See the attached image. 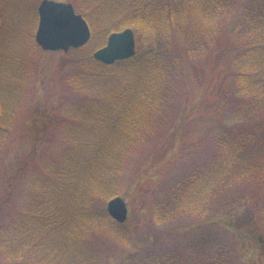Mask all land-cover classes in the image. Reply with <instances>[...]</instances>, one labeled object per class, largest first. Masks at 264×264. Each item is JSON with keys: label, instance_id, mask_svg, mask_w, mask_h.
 Here are the masks:
<instances>
[{"label": "trees", "instance_id": "16d2710c", "mask_svg": "<svg viewBox=\"0 0 264 264\" xmlns=\"http://www.w3.org/2000/svg\"><path fill=\"white\" fill-rule=\"evenodd\" d=\"M13 1L0 0V7L9 9ZM62 1L72 4L92 33L85 48L70 53L75 63L69 62L73 69L64 73L67 97L75 92L80 99L67 106L77 126L66 131L63 146L40 174L45 181L33 182L19 221L0 225V244H19L17 264H99L87 244H101L102 236L112 244H134L127 228L104 210L108 200L123 197L128 149L159 136L170 108L183 97L186 69L197 66L198 74L212 67L214 73L224 66L222 60H231L233 123L221 126L207 162L176 179L155 203L153 222L167 227L173 238L196 219L209 222L221 213L237 238L226 244L209 229L195 241L183 239L189 244L177 246L176 253L138 254L136 264H243L238 256L242 221L224 211L240 194L249 197L264 233V0ZM21 12L15 51L22 59L24 54L33 58L40 52L33 41L36 13L28 0ZM125 29L135 34V57L111 67L94 62L92 52L108 34ZM21 58H15L17 66ZM23 64L31 68L28 61ZM155 144L150 142L152 148Z\"/></svg>", "mask_w": 264, "mask_h": 264}, {"label": "rangeland", "instance_id": "374dc122", "mask_svg": "<svg viewBox=\"0 0 264 264\" xmlns=\"http://www.w3.org/2000/svg\"><path fill=\"white\" fill-rule=\"evenodd\" d=\"M40 1L28 0V4L36 10ZM25 3L26 0H15L9 9L0 7V225L20 216L31 201L33 182L45 181L40 174L51 163L54 151L63 146L66 131L77 126L67 115V106L79 104L80 100L75 92L71 98L67 97V88L63 86L64 73L73 69L69 62L75 63L68 59L70 53L37 52L31 68L24 67L23 62L30 57L24 54L22 59V52L18 55L15 51L18 49L15 37L19 35L15 29L24 22L19 13ZM16 57L22 59L19 66ZM221 63L224 66L213 70L214 73H210L212 67L207 73L198 74L193 72L199 70L197 66L186 69L183 97L176 100L179 106L170 108L159 136L128 149L130 161L124 170L126 180L121 195L129 214L123 229L131 233L134 244H112L107 236L100 237L104 244H87L99 264H136L138 254L144 255L146 251L163 253L168 249L176 253L177 246L184 249L189 244L183 239L192 237L195 241L201 234H209V229L216 231L226 244H234L229 238H237L236 230L226 229L228 221L221 213L209 222L196 219L193 225L179 228V234L173 238H169L167 227L153 222L155 203L164 198L176 179L207 162L221 126L233 123L232 105L236 98L230 73L234 68L231 60ZM150 142L156 143L153 148ZM246 153L249 155L251 151ZM262 159L263 155L255 157L254 162L261 163ZM244 197L240 194L224 213H232L242 221L239 230L244 241L238 250L242 263L264 264L260 212L254 209L249 197ZM13 252L10 245L0 244V264H17L19 261L11 258Z\"/></svg>", "mask_w": 264, "mask_h": 264}, {"label": "water", "instance_id": "95a60500", "mask_svg": "<svg viewBox=\"0 0 264 264\" xmlns=\"http://www.w3.org/2000/svg\"><path fill=\"white\" fill-rule=\"evenodd\" d=\"M37 13L35 42L41 50L67 52L89 42V28L83 18L75 14L71 5L44 0L39 4ZM134 47V36L130 30L113 33L107 38L106 45L93 54V58L104 65H113L117 61L132 58ZM106 211L119 224L126 220L127 209L119 198L110 200Z\"/></svg>", "mask_w": 264, "mask_h": 264}, {"label": "flooded vegetation", "instance_id": "af4514ba", "mask_svg": "<svg viewBox=\"0 0 264 264\" xmlns=\"http://www.w3.org/2000/svg\"><path fill=\"white\" fill-rule=\"evenodd\" d=\"M18 252L17 249H14L13 255L17 256Z\"/></svg>", "mask_w": 264, "mask_h": 264}]
</instances>
